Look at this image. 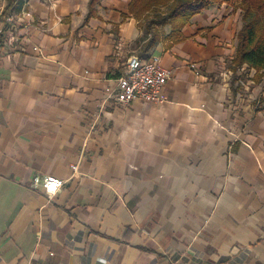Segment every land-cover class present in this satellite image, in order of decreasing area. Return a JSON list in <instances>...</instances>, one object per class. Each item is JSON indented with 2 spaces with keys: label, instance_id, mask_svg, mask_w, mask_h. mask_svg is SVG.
<instances>
[{
  "label": "crops",
  "instance_id": "0c3cea01",
  "mask_svg": "<svg viewBox=\"0 0 264 264\" xmlns=\"http://www.w3.org/2000/svg\"><path fill=\"white\" fill-rule=\"evenodd\" d=\"M89 1L0 0L17 19L0 54V264H264V92L230 66L240 9L212 4L143 51L131 0L87 18ZM135 53L170 71L163 102L108 98ZM45 175L63 180L51 197L31 185Z\"/></svg>",
  "mask_w": 264,
  "mask_h": 264
},
{
  "label": "trees",
  "instance_id": "16d2710c",
  "mask_svg": "<svg viewBox=\"0 0 264 264\" xmlns=\"http://www.w3.org/2000/svg\"><path fill=\"white\" fill-rule=\"evenodd\" d=\"M9 0L7 7L11 4ZM97 0L89 1L87 18L94 15ZM226 3L234 9H240L242 27L236 34V52L231 60V69L242 67L254 69V80L263 84L264 90V0H131L129 12L137 19L143 29L140 40H146L143 51L152 46L164 33V27L170 31L165 36L168 45L185 38L181 29L197 13L212 4ZM162 29V30H161ZM264 110V101L256 111Z\"/></svg>",
  "mask_w": 264,
  "mask_h": 264
},
{
  "label": "built area",
  "instance_id": "2783aa9c",
  "mask_svg": "<svg viewBox=\"0 0 264 264\" xmlns=\"http://www.w3.org/2000/svg\"><path fill=\"white\" fill-rule=\"evenodd\" d=\"M29 15V13L27 12ZM17 19L10 12L0 9V54L3 51V42L5 38L9 41L16 33ZM34 50H39L33 47ZM245 67V66H244ZM241 69V68H240ZM170 71L166 69L160 61L158 55H150L148 58L131 54L125 62V68L122 74L115 79L116 92L108 87V98L115 97L121 104H128L133 100H142L151 103H160L165 99L162 88L169 78ZM77 164H73V172L77 171ZM33 187L41 186L44 188L48 197L55 195L62 187L63 180L54 175H45L43 177L35 176L32 179Z\"/></svg>",
  "mask_w": 264,
  "mask_h": 264
},
{
  "label": "rangeland",
  "instance_id": "374dc122",
  "mask_svg": "<svg viewBox=\"0 0 264 264\" xmlns=\"http://www.w3.org/2000/svg\"><path fill=\"white\" fill-rule=\"evenodd\" d=\"M136 53H137V52H136ZM137 54H139V53H137ZM262 90H263V84H262V89H261V91H260V95H261V94L263 95V93H261V92H264V90H263V91H262ZM262 99H263V100H262ZM262 99H261V103L264 101V98H262Z\"/></svg>",
  "mask_w": 264,
  "mask_h": 264
}]
</instances>
